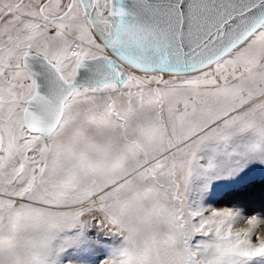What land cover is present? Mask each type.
Listing matches in <instances>:
<instances>
[{
	"label": "snow or ice",
	"instance_id": "snow-or-ice-1",
	"mask_svg": "<svg viewBox=\"0 0 264 264\" xmlns=\"http://www.w3.org/2000/svg\"><path fill=\"white\" fill-rule=\"evenodd\" d=\"M257 187L264 0H0V264H264Z\"/></svg>",
	"mask_w": 264,
	"mask_h": 264
},
{
	"label": "rangeland",
	"instance_id": "rangeland-1",
	"mask_svg": "<svg viewBox=\"0 0 264 264\" xmlns=\"http://www.w3.org/2000/svg\"><path fill=\"white\" fill-rule=\"evenodd\" d=\"M257 175H260V173H257ZM226 191L228 190H218L216 195L213 197V200H218L219 202L212 203L210 207L217 210H223L225 208H231L237 203L246 204L248 211L244 214V218L236 221L233 225V230L239 231L242 228H246L248 226L246 220L250 218L252 214L258 213L261 210V207L264 206V192L257 187L249 192L238 193L221 198L222 194ZM258 235H264V226L259 228L257 233L253 235V242H257L256 237Z\"/></svg>",
	"mask_w": 264,
	"mask_h": 264
}]
</instances>
